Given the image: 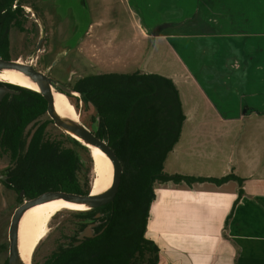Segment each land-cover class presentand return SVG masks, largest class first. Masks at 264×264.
<instances>
[{
  "label": "crops",
  "instance_id": "0c3cea01",
  "mask_svg": "<svg viewBox=\"0 0 264 264\" xmlns=\"http://www.w3.org/2000/svg\"><path fill=\"white\" fill-rule=\"evenodd\" d=\"M129 1L152 41L127 52L126 64L171 79L185 115L165 172L244 180L157 183L145 236L160 250L158 264H264V181L246 173L239 153L247 132L264 143L261 128L247 124L264 114V0Z\"/></svg>",
  "mask_w": 264,
  "mask_h": 264
},
{
  "label": "trees",
  "instance_id": "16d2710c",
  "mask_svg": "<svg viewBox=\"0 0 264 264\" xmlns=\"http://www.w3.org/2000/svg\"><path fill=\"white\" fill-rule=\"evenodd\" d=\"M0 57L11 60L1 26ZM13 87L18 93L0 101V157L18 158L17 170L5 186L32 199L49 191L92 192L90 167L85 166L78 151L86 152L91 159L89 149L62 131L55 138L48 134L54 122L47 114L46 99L39 92ZM73 89L96 113L91 120L94 129L82 122L108 142L123 173L112 203L95 210L68 211L76 230L83 229L96 212H107L104 233L79 246H74L77 239L72 237L68 249L59 243L42 264H113L114 259L122 258L127 259L125 264H158L160 250L145 236L157 183L222 185L237 180L243 185L244 180L233 174L212 178L165 172V160L178 142L185 121L179 92L171 79L138 72L109 73L80 79ZM242 194L241 190L239 199ZM130 227L136 229L127 234Z\"/></svg>",
  "mask_w": 264,
  "mask_h": 264
},
{
  "label": "rangeland",
  "instance_id": "374dc122",
  "mask_svg": "<svg viewBox=\"0 0 264 264\" xmlns=\"http://www.w3.org/2000/svg\"><path fill=\"white\" fill-rule=\"evenodd\" d=\"M85 1L87 3L86 5L80 0H74L76 7L83 13L86 27H91L84 42L80 44L78 48L68 51L63 55H61L62 49L59 48L54 55L49 53L48 43L45 48L46 52L44 53L34 52V50L23 53L13 49V59L22 58V61L30 63L31 61L28 57L30 55L34 57L31 63L34 65L36 64L35 66L38 70L47 73L59 82H64L65 85H69L71 88H73L80 79L89 76L109 74L112 73L113 70L119 71L118 73L127 72L131 74L138 72L144 74L141 71L142 68L140 69V67H142L140 65L143 64L142 62L138 63L139 61L132 60L129 66L126 64L128 60L126 59L127 52L128 54L131 53L132 49L136 48L135 46L137 44L146 46L148 42L150 43L152 41L151 39H146L142 33L141 28L145 26V22L142 20L140 13L136 9L133 10L132 2L129 0ZM262 5L264 12V4ZM52 14H49L48 25H45L42 21L40 32L42 31L44 35L47 33V38H49V34L51 36L57 35V37L61 35L59 37L61 41L66 36L65 32L67 29L72 25V20L71 17H69L67 20L62 21L64 16L61 14H65L64 8L57 12V14ZM247 22L246 20L245 23ZM262 27V33H264V24ZM55 28L58 29L57 33L54 32ZM261 46L262 49H264V43L261 44ZM42 50H44V48ZM116 50L117 54L115 52ZM43 54L48 58V62L45 64H42L41 60L37 59V57H42ZM121 54L122 56H120ZM262 56V59H259L261 62L258 64L261 65L262 73L260 75L258 73V76L261 78L262 82H264V53ZM246 58L247 61H249V59L251 60L250 56L247 57L246 55ZM54 59H56L55 65L51 66L50 69L49 61ZM114 64L118 65V67ZM151 64L150 69H156L157 60H154ZM159 64H161L160 60ZM71 73L74 74L73 78L68 80ZM251 75H253V73ZM6 83L10 84L8 82ZM10 85L17 86L15 84ZM81 99L80 96L76 95L70 97V102L77 105L75 108L81 120L94 129L96 125L92 123L91 120L96 116L95 110L90 104L84 103ZM254 117L256 119L251 121L248 119L247 124L257 126L258 129L261 128L260 140L264 141V114ZM253 132H247L244 138L242 137L241 141L245 146L243 145L240 148L239 153L244 152L245 154V164L248 165L245 168L246 173H250L254 178L264 181V143H256L257 138L255 139L254 136L257 137V134ZM60 133L61 130L57 128L55 124H51L50 127H48V134H51L52 137L55 138V136H59ZM78 151L86 161L85 166L90 167V178L93 182L95 173L92 156L91 159H89L86 152H82L80 149H78ZM9 165L10 161L7 156L3 158L0 157V174H3ZM261 202L264 204V201ZM20 203H22V201L18 193L6 189L0 182V264H5L9 256V228L12 217ZM73 223L74 219L68 213V210H63L55 214L48 224L47 236L41 241L37 251H34L35 256L32 258L31 264H42L46 258L57 249L59 243L66 242L65 239H62V232H64L67 237H70L72 235L71 229L73 228ZM139 264L146 263L140 262Z\"/></svg>",
  "mask_w": 264,
  "mask_h": 264
},
{
  "label": "water",
  "instance_id": "95a60500",
  "mask_svg": "<svg viewBox=\"0 0 264 264\" xmlns=\"http://www.w3.org/2000/svg\"><path fill=\"white\" fill-rule=\"evenodd\" d=\"M12 70L23 74L34 85L37 86V90L48 102L47 114L53 120L55 126L59 128L67 137L75 140L89 149L90 153L92 149H96L103 153L111 162L113 168V174L111 182L108 187L97 194L90 192L87 195L66 193L61 191H49L41 194L40 196L24 202L19 206L11 220L9 228V256L8 264H27L20 248V228L21 222L25 214L32 208L53 202H62L76 207H80V210H68V211H89L103 208L112 203L118 193L121 177H122V165L115 153V151L109 146L108 142L97 137L81 120L80 115L78 119H72L70 117L62 115L57 109L55 103V92L65 95L69 102L70 97L78 96L81 94L75 91L73 88L64 85L49 76L47 73L38 70L33 63H21L16 60H6L0 57V72ZM10 84L0 81V101L9 93H18L14 89L9 87ZM22 87V86H21ZM26 88V87H23ZM29 89V88H27ZM32 90V89H30ZM74 107L76 113L77 109L75 105L70 102ZM78 114V113H77ZM0 179L6 180L7 178L0 175ZM24 196V192L21 193V198ZM82 232L80 239H84L87 236H92V228ZM33 258V257H32Z\"/></svg>",
  "mask_w": 264,
  "mask_h": 264
},
{
  "label": "flooded vegetation",
  "instance_id": "af4514ba",
  "mask_svg": "<svg viewBox=\"0 0 264 264\" xmlns=\"http://www.w3.org/2000/svg\"><path fill=\"white\" fill-rule=\"evenodd\" d=\"M80 1L83 2L84 5L87 4L85 0H80ZM10 4L11 6H9ZM2 6L3 8L1 9ZM63 8L65 9V14H61L64 16V18H62V21L67 20L69 17H71L72 20L71 21L72 25H70V28L72 27L71 30L70 28L67 29V31L65 32L66 36L61 41L59 40V37L61 35L57 37V35L51 36L49 34V38H47L48 37L47 33L44 35L42 31L40 32L42 21L45 23V25H48L49 14L52 13L57 14V12H59ZM0 26L4 28V35L7 39L8 49L11 54V60H16L21 63H29V62L22 61V58L13 59L12 57L13 49L19 50L23 53H26L31 50H34V52L44 53L46 52L45 50L46 45L49 43L48 46H49L50 54L55 55L57 49L61 48L62 49L61 55H63L68 51L78 48L80 44L84 42L85 37L91 28V27L90 28L86 27L83 13L80 12V9L76 7V5L74 4V0H0ZM54 32L57 33L58 29L55 28ZM43 48L44 50H42ZM28 57L30 58L31 62L34 60V57L30 55ZM37 59L41 60L42 64L48 62V58L45 54H43L42 57H37ZM55 61L56 59L49 61L50 69L51 66L55 65ZM73 75L74 74L71 73L68 80H71L73 78ZM62 83L65 85L64 82ZM66 86L69 87V85ZM9 87L15 90V88L12 85L11 86L9 85ZM14 94L8 93L7 95L12 96ZM5 156L6 155L2 156L1 158ZM17 160L18 158L15 161L10 160L9 158L10 165L7 166V169L6 171L3 172V174H0L1 176L7 178L6 180L0 179L1 184H3V186L6 189L12 190L14 192H16L14 188L12 187L8 188L5 186V184L8 183L11 177L10 175L16 172L18 167ZM18 196L22 201V203H20L19 206H21L24 202L32 199V198H27L25 193L22 198H21V194H18ZM107 215H108L107 212H103V211L96 212L93 215V218L89 220L88 224L83 229L76 230L75 223H73V228L71 229L72 235L70 237H67L66 234L62 232V239H65L66 242L64 243L62 242L61 244L64 245V248L68 249L71 247L69 243L72 242L71 239L72 237H75L77 239V242H75L74 246L75 245L79 246L87 239H94L100 236L101 234L104 233V231L108 227ZM90 226H93L91 228L92 236H87L84 239H80L79 237L81 233L89 229ZM134 229L136 228L130 227L127 230V234H129ZM124 240H126V237H124ZM130 256L131 253L129 252L128 258ZM126 261L127 259L123 260L122 258V259H114L112 262L113 264H125Z\"/></svg>",
  "mask_w": 264,
  "mask_h": 264
},
{
  "label": "bare ground",
  "instance_id": "6f19581e",
  "mask_svg": "<svg viewBox=\"0 0 264 264\" xmlns=\"http://www.w3.org/2000/svg\"><path fill=\"white\" fill-rule=\"evenodd\" d=\"M0 81L37 90V86L34 85L27 77L12 70L0 72ZM76 95H78V93ZM55 103L57 109L62 115L72 119H78L79 113H76L74 107L65 95L55 92ZM91 156L94 162L95 173L92 193L97 194L105 190L110 184L113 168L110 160L98 150L92 149ZM80 209L82 208L66 203L53 202L36 206L25 214L21 222L19 238L21 253L27 264H31L36 247L47 236L48 224L53 216L63 210Z\"/></svg>",
  "mask_w": 264,
  "mask_h": 264
}]
</instances>
